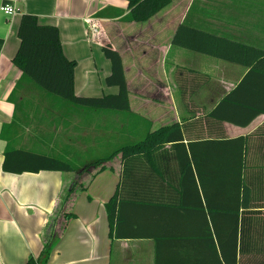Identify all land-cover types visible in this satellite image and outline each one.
Wrapping results in <instances>:
<instances>
[{"label": "crops", "instance_id": "1", "mask_svg": "<svg viewBox=\"0 0 264 264\" xmlns=\"http://www.w3.org/2000/svg\"><path fill=\"white\" fill-rule=\"evenodd\" d=\"M4 4H12L16 14L6 15ZM24 12L36 14L42 24L58 26L64 53L78 63V95L119 91L106 83L112 63L103 44L110 41L122 56L130 111L30 103L32 94L43 92L13 61ZM128 13L127 0H0V264H26L30 256L41 255L47 242L53 243L47 264H155L156 250L152 238L118 236L111 230L106 204L119 184L120 154L84 185L89 173L84 167L76 172H6L7 150L72 159L97 144L114 143L117 149L178 123L186 145L250 136L256 145L251 154L264 156V114L247 126L209 117L249 67L173 43L177 29L185 24L264 50V0H171L144 22L123 20ZM90 17L100 22L102 38L89 34ZM48 115L54 116L50 123ZM96 128L104 130V138ZM50 136L56 141L53 147L40 145L42 137ZM68 149L71 154L66 155ZM103 177L106 185L94 196L90 191ZM73 186L75 191L65 200ZM81 194L84 199H79Z\"/></svg>", "mask_w": 264, "mask_h": 264}, {"label": "trees", "instance_id": "2", "mask_svg": "<svg viewBox=\"0 0 264 264\" xmlns=\"http://www.w3.org/2000/svg\"><path fill=\"white\" fill-rule=\"evenodd\" d=\"M127 1L129 13L123 18L127 22H144L171 2ZM103 35L101 27L94 38ZM18 36L13 61L41 89L78 107L130 111L122 56L110 41L103 44L112 63L106 83L119 91L86 96L75 92L78 63L64 53L58 26L42 24L36 14L24 12ZM173 43L249 67L210 118L247 126L264 114L263 49L185 24L177 29ZM252 140L239 136L186 145L182 127L174 123L91 162L94 166L121 155L119 184L106 204L111 230L118 236L154 239L155 264H264V156L251 154L256 147ZM199 145L204 151L199 152ZM3 169L76 172L80 167L70 159L11 149L5 153ZM74 191L75 186L65 200ZM52 248L53 243L47 242L41 255L30 256L26 264H47Z\"/></svg>", "mask_w": 264, "mask_h": 264}, {"label": "rangeland", "instance_id": "3", "mask_svg": "<svg viewBox=\"0 0 264 264\" xmlns=\"http://www.w3.org/2000/svg\"><path fill=\"white\" fill-rule=\"evenodd\" d=\"M33 84H34V86H35V88L37 90H40L43 93L39 94V92H38L37 94L36 93L32 94L31 98H29V100H30L29 102L30 103H32L34 101H40L41 103H51V104H63V103H66V100H64L63 98L58 97V96H56L54 94L46 92L45 90L41 89L34 82H33ZM98 95H100V94H94V95H89V96H98ZM19 107H20V103H19ZM44 112L47 113V114L50 113L48 111H44ZM34 113L37 114V112H34ZM47 117H48V121L54 118L53 115H48ZM51 121H49V123ZM50 129H53V125H52V127ZM96 131H97V134H99L101 137H103V138L105 137L104 130L96 128ZM100 131H102V132H100ZM42 139L43 140H41L40 145H42L45 148H48V147H51V146L53 147L54 144L56 143V141L53 140L52 136H50V137H42ZM115 147H116V144H114V143H111V144L110 143L109 144L108 143L97 144L96 146H94V148H91L89 152H85V151L81 152V151H79L78 154H76L74 158H72V159L69 158L74 164L78 165L79 167H84L83 168L84 170H89V173H86L84 175V177H83V184L84 185L88 182L90 176L93 175L96 172V170L98 168H100V166L104 165L106 162L105 163L100 162V164L94 165V166H91L90 163L95 161V160H98V159H96L98 157H105V155L106 156L109 155L113 151V149H115ZM65 154L66 155L67 154L68 155L71 154L70 150L68 149V152H65ZM113 158L111 160H113ZM114 162L115 161L113 160V163ZM105 185H106V181H105V177H103L102 179H100L96 183V185H94V187L92 188V190L90 192L95 196L96 195L95 190L98 188V191H100V190H102L104 188ZM67 191H66V193H67ZM90 192H88V193H90ZM81 193H83V192H81ZM102 194H105V192L102 191L100 195H102ZM78 197H79V199H84L85 195L81 194Z\"/></svg>", "mask_w": 264, "mask_h": 264}, {"label": "built area", "instance_id": "4", "mask_svg": "<svg viewBox=\"0 0 264 264\" xmlns=\"http://www.w3.org/2000/svg\"><path fill=\"white\" fill-rule=\"evenodd\" d=\"M1 10L8 16L16 14V8L12 4H4L1 6ZM88 32L91 36L95 37L100 33L101 25L97 18L90 17L87 19Z\"/></svg>", "mask_w": 264, "mask_h": 264}]
</instances>
